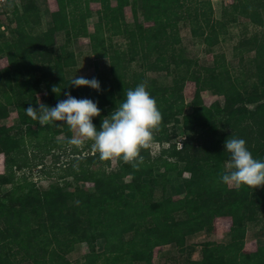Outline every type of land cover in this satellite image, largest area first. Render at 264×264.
<instances>
[{"label": "trees", "instance_id": "1", "mask_svg": "<svg viewBox=\"0 0 264 264\" xmlns=\"http://www.w3.org/2000/svg\"><path fill=\"white\" fill-rule=\"evenodd\" d=\"M55 1L67 28L65 41L59 45L53 27L39 31L36 0L12 3L13 27L7 15L0 12V58L7 60V66L0 68L1 118H7V109L14 107L18 121L22 125L28 124L30 117L25 108L29 105L38 108L37 95L44 86L47 100L54 106L59 100L66 99L65 92L77 99L98 102L101 114L93 118V123L99 130L102 120L125 99L127 90L143 81L140 74L129 76L125 51L112 49L111 40L121 36L130 50L128 61L133 62L139 57L144 71L165 72L166 75L171 74V69L177 72L170 87L147 86V90L162 113L161 130L154 141L166 142V125L171 122L181 125L188 133L180 150L165 149L160 153L176 158L181 172L189 174L188 191L177 201L164 200L146 205L131 203L128 194L134 195L138 190L142 194L145 192L139 186L141 168L137 171L130 164L123 165L117 160V169L107 172L109 161H101L97 152L79 160L84 168L68 175L98 183L102 186L101 191H68L66 187L70 183H66L65 188L53 184L45 190L36 189L31 180L14 184L18 179L16 168L21 170L27 166L23 150L35 144L48 149L51 136L64 132L68 140L71 131L60 122L61 130H56L57 124L56 127L46 126L41 139H36L32 136L39 132L38 126L31 123L26 131L31 136L29 141L32 140L29 145L23 138L0 135V152L6 154L4 173L0 174V264H72L66 256L79 244H85L89 251L76 264H153L155 248L170 244L181 247L185 238L193 237L197 232H209L212 216L208 218V215L211 213L232 220L233 239L225 245L205 244L201 259L190 261V264H264V245L253 252H244L245 233L241 229L246 220L252 219L256 204L264 205V186L258 190L243 186L237 190L219 183L224 161L229 160L224 149L228 137L247 139L253 157L264 160V0H233L225 8L228 13L218 20L213 18L212 0H140L138 4L121 0L123 6L132 4L138 8L145 21H153L152 26L136 24L133 29L126 26L123 10L111 6L110 0ZM91 2L101 6V21L92 31L87 23L92 15ZM239 17L253 21L262 34L261 38L249 42L259 67L252 77V90L243 94V98L239 94L241 105L237 107L234 98L237 90L222 72L215 66L201 67L188 75L191 62L182 56L178 61L174 47L181 42L177 29L180 21L185 20L191 35L210 49L224 36L227 26ZM1 29L8 31L10 38ZM19 34H23L27 42H21L17 37ZM79 37L89 41L96 59H108L107 69L96 68L93 76H84L97 78L100 91L70 85L74 78L70 72L76 65L72 41ZM182 68L186 75H181ZM187 79L194 83L195 91L191 112L185 114L182 90ZM53 86L59 87L60 94L52 92ZM203 92L222 98L224 104L215 102L203 106ZM103 95L110 98L109 110L104 106ZM250 104H256L254 111L246 108ZM256 131L259 132L258 141L252 139ZM85 146L90 147L91 142H86ZM209 147L213 152L205 153ZM6 184L11 185L8 190L3 188ZM111 192L117 195V206L107 199ZM180 212L188 215L197 212L199 219L190 217L175 223L173 214ZM144 223L149 226L144 227ZM101 232L104 233L103 248L97 252L96 243Z\"/></svg>", "mask_w": 264, "mask_h": 264}, {"label": "rangeland", "instance_id": "2", "mask_svg": "<svg viewBox=\"0 0 264 264\" xmlns=\"http://www.w3.org/2000/svg\"><path fill=\"white\" fill-rule=\"evenodd\" d=\"M17 4L18 0H0V12L7 15L8 22H11L10 26L13 27V4ZM137 4L140 0H130ZM233 0H212L211 4L214 11V19H220L225 13H228L225 8L230 5ZM36 4L39 8L40 20L38 24L39 31H45L49 27L55 29V36L57 44H63L65 41V25L63 19L57 9L55 0H36ZM111 6H117L123 10L124 22L129 29H133V25L139 24L144 27L152 26L153 21H145L143 16L138 12V8L135 9L132 4L129 6H123L121 0H110ZM82 6V5H81ZM90 11L92 12L91 19L87 21L89 30H93V26L101 21L100 10L101 6L98 3L91 2L89 4ZM146 14L148 10H144ZM160 13V12H158ZM178 34L180 36V44L174 47V54L177 60L185 58L191 65V69L188 70V75L192 70H199L201 67H216L218 72H222L223 76L233 83L237 93H235V106H240L239 94L243 98V94L252 90L253 88V75L258 70V63L254 61V52L249 49L251 40L253 38H261V28L256 25L253 21L245 19L243 17L237 18L235 23L227 26L224 36H222L217 44L213 47L206 48L200 39L194 38L190 32V26L183 20L177 25ZM3 32L8 38L10 34L8 31ZM23 43L27 42V38L23 34L17 36ZM112 49L124 50V58L126 63L127 72L130 75L140 74L143 76V81L146 82L147 86L158 87L165 89L171 86L173 79L177 76V72L171 69V74L166 75L165 72H150L144 71L141 66L140 58L136 57L134 61H128L130 50L127 47L125 38L115 37L111 40ZM119 46V47H117ZM72 47L76 55V65L70 72L71 76H85L91 77L94 75L96 68L99 70H105L108 68V59H96L92 55L91 46L86 38H75L72 41ZM112 52V51H110ZM109 53V52H108ZM110 54V53H109ZM182 56V57H180ZM154 59L155 55L152 56ZM7 66L6 58H0V68ZM173 68V66H171ZM181 75L185 74V68L181 69ZM202 71V70H201ZM203 72V71H202ZM205 75V74H204ZM195 91L194 83L187 79L183 86L182 94L185 105L184 113L191 112L193 100V94ZM45 87L41 86V91L37 95L38 107L39 103H43L45 106L54 107L51 105L47 96L45 95ZM202 105L210 106L215 102H219L221 105L224 104L222 98L215 96L210 92H203L201 94ZM104 106L106 110H109L110 98L107 95L102 96ZM264 102V100H263ZM248 110L254 111L256 104L246 105ZM8 117L3 119L0 115V135L8 136L12 139L23 138L26 144L32 142L29 141L31 136L26 133L31 123H36L39 130L36 135L32 136L36 139H41L45 133L44 128L46 126L56 127L61 130V126L58 125L60 122H53L48 125L41 126L38 120L31 118L28 124L22 125L18 121V115L14 107L7 109ZM174 114V111L172 112ZM176 114V113H175ZM109 116V115H108ZM71 131V130H70ZM259 132H254L253 140L258 141ZM38 134V135H37ZM76 135L75 132L71 131L72 138ZM188 133L182 128L181 125L175 123H167L166 125V142L153 141L150 149L142 151L144 158L143 164L140 166L142 170L139 186L145 191L143 194L141 191L137 193L128 194L129 201L131 203H137L139 205L153 204L163 202L164 200L177 201L182 199L188 191L189 174L181 172L177 159L171 157L169 154H160L161 150L165 149H178L180 150L185 138ZM67 135L64 132L51 136L48 140V149H42L37 144L33 147H29L23 150L27 156V166L19 170L16 168L18 179L15 180L14 184H21L24 181L31 180L36 189L45 190L53 184L61 185L63 188L66 187V183H70L69 187H66L68 191L83 190L85 192L90 191H101L102 186L94 182H84L79 177L73 179L68 174L79 172L84 168V165L79 160H84L88 156H91L96 152L92 146L88 147L82 145L79 148L76 146H69L67 144ZM158 133H155L154 137H157ZM247 141V139H246ZM29 145V144H28ZM145 152V153H144ZM211 153L213 150L209 147L205 150V153ZM144 153V154H143ZM6 154L0 152V174L4 173ZM219 161V157H216ZM227 160L224 161V172L226 169ZM123 163V162H122ZM126 165V163H123ZM117 160L109 161L107 172H112L117 169ZM78 175V173H77ZM24 176L23 179L22 177ZM130 177H127L129 180ZM227 186V185H226ZM11 187L10 184L3 186L5 190ZM229 189H236L234 186ZM260 187L256 188L257 190ZM226 190H224L225 192ZM225 194V193H224ZM226 195V194H225ZM107 199L113 205H116L118 200L115 192L107 194ZM198 213L194 212L188 215L186 212H180L173 214V221L182 222L188 220L190 217L199 219ZM212 216V217H211ZM211 217L212 227L209 232H197L193 237L185 238L184 244L179 247L175 244L157 247L153 251V264H190V261H197L201 259L202 249L207 243H213L217 245H225L232 241L233 234L230 230L232 220L229 217H216L214 213L208 215ZM148 223H144V227H148ZM182 227H178L181 229ZM241 229L244 230L245 237L243 241V251L253 252L259 246L264 245V205L256 204L254 213L251 220H246ZM104 233L99 234V240L96 243V251L100 252L103 248ZM88 248L85 244H79L75 247L74 251L68 254L66 257L72 263L82 261L83 256L88 252ZM29 264V263H25Z\"/></svg>", "mask_w": 264, "mask_h": 264}, {"label": "clouds", "instance_id": "3", "mask_svg": "<svg viewBox=\"0 0 264 264\" xmlns=\"http://www.w3.org/2000/svg\"><path fill=\"white\" fill-rule=\"evenodd\" d=\"M70 85L101 90L95 77L75 76ZM52 92L60 94L61 90L53 86ZM64 95L66 99L59 100L54 107L43 103H39L38 108L29 105L25 108L26 115L38 120L41 126L63 122L76 133L67 140L69 146L79 148L91 142L101 161H122L138 171L144 160L142 151L150 149L155 133L162 126V113L147 90V83L141 82L134 89L127 90L125 99L102 120L99 130L93 123V118L101 114L98 102L77 99L70 92ZM224 149L229 154V160L219 183L234 186L237 190L243 186L252 189L264 186V160L253 157L244 139L230 136L224 142Z\"/></svg>", "mask_w": 264, "mask_h": 264}]
</instances>
